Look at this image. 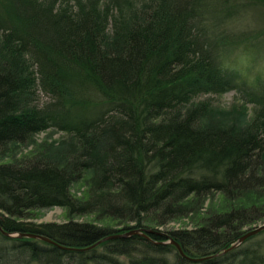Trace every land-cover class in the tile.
Wrapping results in <instances>:
<instances>
[{
  "label": "trees",
  "instance_id": "trees-1",
  "mask_svg": "<svg viewBox=\"0 0 264 264\" xmlns=\"http://www.w3.org/2000/svg\"><path fill=\"white\" fill-rule=\"evenodd\" d=\"M241 4L264 0H0V227L77 247L152 229L85 250L0 232V264H188L165 240L206 255L264 222V78L229 73L214 30ZM50 126L68 138H32ZM52 205L64 220H32ZM201 263L264 264V237Z\"/></svg>",
  "mask_w": 264,
  "mask_h": 264
},
{
  "label": "rangeland",
  "instance_id": "rangeland-1",
  "mask_svg": "<svg viewBox=\"0 0 264 264\" xmlns=\"http://www.w3.org/2000/svg\"><path fill=\"white\" fill-rule=\"evenodd\" d=\"M237 10L234 14L226 17L221 22H217L218 26L214 27L216 32H219L223 38L231 40L230 44H226L222 48L223 55L221 61L223 66L231 73L236 79L243 80L249 84H256L257 81H262L264 78V7L260 5L241 4L236 7ZM227 34V35H226ZM220 37V36H219ZM223 47V46H222ZM224 49V50H223ZM44 99L45 96L42 94ZM211 101L222 107H227L240 95L233 89L225 91L220 94H211ZM247 113H250V108H247ZM67 132L62 129H57L56 126H50L43 130L33 133L32 138L35 141H40L46 138L47 141L60 143L67 139ZM32 141H24L21 143H13L10 147V156L13 158L22 157L33 146ZM78 182L71 185L72 191L78 193ZM40 214L38 217L32 218L34 221H62L65 217V209L58 205H52L45 208L38 209ZM91 214L77 215L75 218L79 220L89 219ZM263 222H257L260 224ZM190 227L191 223L189 217L181 220H170L165 223L164 227ZM264 228L257 233L251 235L239 245H245L255 239H263ZM171 251L168 256L171 257ZM29 264H37L31 261ZM188 264H202L201 260L189 261Z\"/></svg>",
  "mask_w": 264,
  "mask_h": 264
},
{
  "label": "water",
  "instance_id": "water-1",
  "mask_svg": "<svg viewBox=\"0 0 264 264\" xmlns=\"http://www.w3.org/2000/svg\"><path fill=\"white\" fill-rule=\"evenodd\" d=\"M263 228H264V222L260 223V224H257L255 226L247 229L243 233H241L239 236H237V238L234 241H232L228 246L223 247L221 250L214 251L212 253H209V254H206V255H200V256H190V255L184 253V251L181 249L180 245L175 240H173L172 238H168V240H165V241H169L172 244H174L177 252L182 257L188 259L189 261H198V260H202L203 258H206V257H210V256H215V255L221 254V253H223V252L235 247L236 245L240 244L246 237L257 233L258 231H260ZM147 231H152V229L147 228V227H133V228L127 229L125 231L109 233V234L104 235L103 237H101L100 239L96 240L95 242H93V243H91L89 245L77 247V246H68V245H64V244L58 243V242L52 240L51 238H49V237H47L45 235H42L40 233L17 232V231L16 232L15 231L14 232H9V231H6V230H4V229H2L0 227V232L3 235L35 237V238L42 239V240H45L47 242H50L51 244H53V245H55V246H57V247H59L61 249H66V250H85V249L90 248L91 246H93L94 244H96L98 241H100L102 239L112 238V237H117V236H126V235H129V234H132V233H137V234L144 235L145 232H147Z\"/></svg>",
  "mask_w": 264,
  "mask_h": 264
}]
</instances>
